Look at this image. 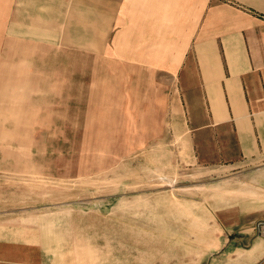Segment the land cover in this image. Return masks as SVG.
<instances>
[{
    "label": "rangeland",
    "instance_id": "374dc122",
    "mask_svg": "<svg viewBox=\"0 0 264 264\" xmlns=\"http://www.w3.org/2000/svg\"><path fill=\"white\" fill-rule=\"evenodd\" d=\"M2 16L0 264H211L253 193L197 163L178 87L105 60L102 6L92 30L72 0H0Z\"/></svg>",
    "mask_w": 264,
    "mask_h": 264
},
{
    "label": "crops",
    "instance_id": "0c3cea01",
    "mask_svg": "<svg viewBox=\"0 0 264 264\" xmlns=\"http://www.w3.org/2000/svg\"><path fill=\"white\" fill-rule=\"evenodd\" d=\"M72 4L88 7L89 28L96 7H103L105 60L118 59L121 70L150 71L153 79L178 87L181 132L197 163L239 170L237 177L248 182L249 208L232 207L243 216L223 226L211 264H264V0ZM26 23L9 22L8 35L25 39L24 29L37 32ZM161 256L167 259L151 264H176L175 255Z\"/></svg>",
    "mask_w": 264,
    "mask_h": 264
}]
</instances>
